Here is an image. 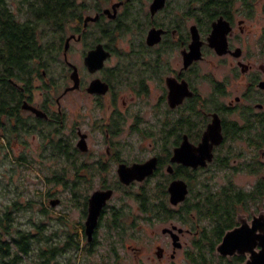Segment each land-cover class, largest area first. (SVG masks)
<instances>
[{
  "label": "flooded vegetation",
  "instance_id": "flooded-vegetation-1",
  "mask_svg": "<svg viewBox=\"0 0 264 264\" xmlns=\"http://www.w3.org/2000/svg\"><path fill=\"white\" fill-rule=\"evenodd\" d=\"M67 1L57 28L0 0V172L37 181L33 258L264 264V0Z\"/></svg>",
  "mask_w": 264,
  "mask_h": 264
},
{
  "label": "trees",
  "instance_id": "trees-1",
  "mask_svg": "<svg viewBox=\"0 0 264 264\" xmlns=\"http://www.w3.org/2000/svg\"><path fill=\"white\" fill-rule=\"evenodd\" d=\"M66 4H68L67 0H41V21L46 23L52 21L45 11L48 10V13L52 12L50 7L55 5L56 16L53 27H60V15L63 16ZM71 4L75 12L76 7L78 6L76 0H72ZM44 7H46V9ZM51 27V23L43 26L45 29ZM19 205L20 203L16 199H13L12 202L7 205L8 210L6 216L9 228L8 239H3L1 236V225H3L4 217L2 211H0V264H54L53 260L55 258H52L54 256H50L48 250H43V244L40 246V252L38 254L39 258H33L32 244L29 242L26 235L22 236L16 233L14 225L16 219L14 214L17 212ZM52 252L55 253V251L51 250V253Z\"/></svg>",
  "mask_w": 264,
  "mask_h": 264
},
{
  "label": "rangeland",
  "instance_id": "rangeland-1",
  "mask_svg": "<svg viewBox=\"0 0 264 264\" xmlns=\"http://www.w3.org/2000/svg\"><path fill=\"white\" fill-rule=\"evenodd\" d=\"M235 181L237 184L247 187L248 178L245 177V174L243 173L238 174ZM36 182L37 181L35 179L28 177L27 175L25 176L16 175L13 178H8V177L5 178L3 177V171H1L0 172V210L5 208L10 202H12L13 199L18 200L19 202L39 199V194H36V190H35ZM61 209H63V207L58 208V210ZM14 216L15 219L17 217V222H16L17 224L20 219L26 222L29 218L36 217L33 209L16 212ZM70 255H71V251L69 249L67 250L63 249V251L59 253V255L57 256V258L53 260V262L54 264H68Z\"/></svg>",
  "mask_w": 264,
  "mask_h": 264
},
{
  "label": "water",
  "instance_id": "water-1",
  "mask_svg": "<svg viewBox=\"0 0 264 264\" xmlns=\"http://www.w3.org/2000/svg\"><path fill=\"white\" fill-rule=\"evenodd\" d=\"M53 203H55V202H53Z\"/></svg>",
  "mask_w": 264,
  "mask_h": 264
}]
</instances>
